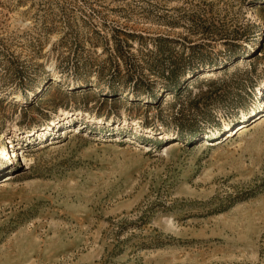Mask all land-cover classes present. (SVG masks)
<instances>
[{
    "label": "rangeland",
    "instance_id": "obj_1",
    "mask_svg": "<svg viewBox=\"0 0 264 264\" xmlns=\"http://www.w3.org/2000/svg\"><path fill=\"white\" fill-rule=\"evenodd\" d=\"M0 264H264V0H0Z\"/></svg>",
    "mask_w": 264,
    "mask_h": 264
},
{
    "label": "bare ground",
    "instance_id": "obj_2",
    "mask_svg": "<svg viewBox=\"0 0 264 264\" xmlns=\"http://www.w3.org/2000/svg\"><path fill=\"white\" fill-rule=\"evenodd\" d=\"M205 74H207L206 76H208V77H211V76H214V73H205ZM260 120V119H259ZM257 122V121H256ZM242 130H245V128L243 127L242 129H240L238 132H242L241 134H243V133H245L247 130H245V131H242ZM15 152H14V155H13V157H15ZM4 156H5V158H7V159H11L12 157H10V155L9 154H7L6 153V150H4ZM12 160V159H11Z\"/></svg>",
    "mask_w": 264,
    "mask_h": 264
}]
</instances>
